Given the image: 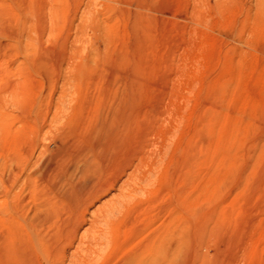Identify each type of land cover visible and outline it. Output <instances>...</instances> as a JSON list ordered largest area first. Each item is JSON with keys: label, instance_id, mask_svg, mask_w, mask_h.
Returning <instances> with one entry per match:
<instances>
[{"label": "rangeland", "instance_id": "obj_1", "mask_svg": "<svg viewBox=\"0 0 264 264\" xmlns=\"http://www.w3.org/2000/svg\"><path fill=\"white\" fill-rule=\"evenodd\" d=\"M9 85L25 106L36 99L54 162L66 128L76 148L74 120L135 97L125 137L145 129L156 169L117 213L124 245L105 264L164 227L185 235L189 264H264V0H0V91Z\"/></svg>", "mask_w": 264, "mask_h": 264}, {"label": "bare ground", "instance_id": "obj_2", "mask_svg": "<svg viewBox=\"0 0 264 264\" xmlns=\"http://www.w3.org/2000/svg\"><path fill=\"white\" fill-rule=\"evenodd\" d=\"M10 85L9 90L6 87L0 91V264H105L107 257L124 245H114L119 237L117 213L136 199L138 193L147 190L151 180L149 175L155 165L152 157H146L142 150L145 129L125 137L129 127L139 119V112L133 107L135 97L123 94L127 99L122 101L124 97H121L122 105L104 100L105 103L101 99V103L107 104V107L102 104L103 110L108 109L106 112L95 111L88 119L82 117L70 121V132L74 136L72 144L76 148L72 150L71 143L67 144L65 136H61L66 128L61 137L56 136L54 162L52 155L46 154L49 152L43 141L46 121L43 122L38 114L36 99H30L25 106L27 98L17 91V87ZM84 104L87 105V101ZM11 106H16L18 113H13ZM62 108L58 112L65 110ZM157 112L154 105L147 111V116H155ZM60 114H54L57 124L60 119L65 120L57 119ZM121 177L123 180L118 187ZM116 185L117 194H112L111 198L108 195L107 202L93 209L95 211H89L109 190L116 189ZM171 233L164 227L143 244L136 246L131 242L135 247L114 258L111 264H189L186 257L188 240L180 232L178 236Z\"/></svg>", "mask_w": 264, "mask_h": 264}]
</instances>
